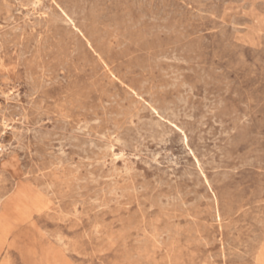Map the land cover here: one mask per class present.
I'll use <instances>...</instances> for the list:
<instances>
[{
  "label": "rangeland",
  "instance_id": "obj_1",
  "mask_svg": "<svg viewBox=\"0 0 264 264\" xmlns=\"http://www.w3.org/2000/svg\"><path fill=\"white\" fill-rule=\"evenodd\" d=\"M0 264H264V0H0Z\"/></svg>",
  "mask_w": 264,
  "mask_h": 264
},
{
  "label": "bare ground",
  "instance_id": "obj_2",
  "mask_svg": "<svg viewBox=\"0 0 264 264\" xmlns=\"http://www.w3.org/2000/svg\"><path fill=\"white\" fill-rule=\"evenodd\" d=\"M32 5V4H31ZM21 36V35H20ZM50 49V48H49ZM160 73V72H159ZM149 76V75H148ZM41 80V79H40ZM45 88V87H44ZM40 89V88H39ZM31 102V101H30ZM118 107V106H117ZM139 109V108H138ZM33 110V109H32ZM39 111V110H37ZM69 114V113H68ZM76 122V121H75ZM35 146V145H34ZM115 155V154H114ZM120 155V154H119ZM119 159V158H118ZM49 165V164H48ZM112 168V167H111ZM37 169V168H36ZM11 177V176H10ZM141 206V205H140Z\"/></svg>",
  "mask_w": 264,
  "mask_h": 264
}]
</instances>
